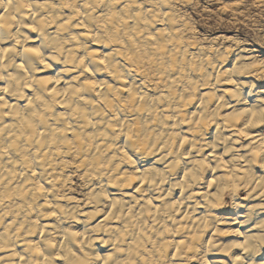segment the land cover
<instances>
[{
  "label": "clouds",
  "instance_id": "9594fccd",
  "mask_svg": "<svg viewBox=\"0 0 264 264\" xmlns=\"http://www.w3.org/2000/svg\"><path fill=\"white\" fill-rule=\"evenodd\" d=\"M0 264H264V0H0Z\"/></svg>",
  "mask_w": 264,
  "mask_h": 264
}]
</instances>
